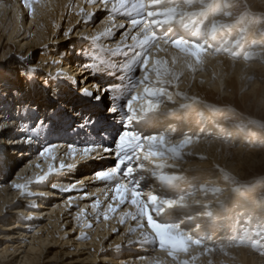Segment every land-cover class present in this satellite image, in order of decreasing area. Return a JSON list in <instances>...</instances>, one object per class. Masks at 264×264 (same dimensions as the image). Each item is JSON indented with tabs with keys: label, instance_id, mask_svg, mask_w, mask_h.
Returning a JSON list of instances; mask_svg holds the SVG:
<instances>
[{
	"label": "snow or ice",
	"instance_id": "1",
	"mask_svg": "<svg viewBox=\"0 0 264 264\" xmlns=\"http://www.w3.org/2000/svg\"><path fill=\"white\" fill-rule=\"evenodd\" d=\"M33 2L34 0H24V5L31 9ZM89 2L93 5L99 2L100 6L109 12L110 21H114L117 15H122L130 25L128 30L121 34L114 48H103L99 44L102 38L113 36L109 27L85 38L99 51L112 57L119 54L125 58L123 66H118L119 74L113 71L114 66L108 59L81 52V55L86 57L81 65L84 71L93 76L101 73L116 76L119 83L113 81L103 86L96 83L92 85L95 91H91L82 83L86 77L76 79L62 69H58L55 75L41 73L44 78L39 81V86L50 103L43 108L21 105L25 113L30 112L35 117L31 127L17 122L24 120V116L11 115L0 118V135L12 134L14 143L32 144L34 140L39 141L42 130L47 128L51 133L57 127V118L61 113L69 115L73 123L81 129H98L97 140L68 145L72 157L79 155L81 159H88L94 154L103 153L112 158L111 166L94 173L95 179L109 185L115 194L113 199L135 207L134 213L126 212L122 215L121 222H124L123 217L126 216L135 220L138 228L150 229L141 235L153 246L167 252L174 261L179 260L180 253L188 254L193 246L202 249L201 255L211 254L217 249L227 254L226 248L250 247L264 256V219L258 222L255 229H251L244 226L252 221L250 215L245 218L244 224H241L240 216H237L234 218L236 226L230 234L218 241H213L207 234L202 235L199 224L195 225L194 231L185 223L183 210L188 207V200L194 191L220 193L222 189H210L208 185L202 184L194 185L193 190L189 191L184 187L187 183L184 177L163 171L166 168L174 169V162L182 160L185 149L201 137L170 127H157L161 116L175 114V109L168 112L164 110L166 104H176L173 95L185 101L179 105V108L185 111L189 110L193 103H200L197 97H190L179 90L185 69L194 73L205 64L209 56L226 54L233 58L242 56L248 60L254 55L251 49L257 45L255 41L248 44L245 33L250 23L264 24V13L257 15L252 12L247 0H243L245 10L235 15V18L233 9L241 6V0ZM69 7L75 10L78 5L71 4ZM77 15L87 18L91 14L80 8ZM118 27L125 28V25L120 24ZM233 33L236 34L232 35ZM64 35L68 36V33L65 32ZM168 49L176 50L171 63L181 65L179 68L173 69L168 66L167 60L154 57L155 52ZM54 63L58 64L59 61ZM36 73L35 68L20 70V75L29 80L35 79ZM170 88L174 91H169ZM101 108L102 111H99ZM2 111L0 108V112ZM55 147L53 143L45 144L38 151V155L51 156ZM158 160L168 162L157 163ZM150 166L159 170L152 171L151 175L159 181L160 191L152 189L145 193L144 173ZM65 167L71 168V165L60 164V169ZM52 171L53 167L49 165V173ZM44 179L45 176H40L37 182ZM13 187L23 195H34L28 191L27 184L13 182ZM52 187L55 189L57 186L53 184ZM99 204L100 200L97 199L93 208ZM207 207L211 217V205ZM108 208L112 212L116 211L112 204H109ZM104 219H108L107 214ZM187 219L191 220V216ZM84 238L87 239L86 236ZM196 258L192 256L193 260ZM179 264L190 262L186 259L179 261ZM208 264H212L211 260Z\"/></svg>",
	"mask_w": 264,
	"mask_h": 264
},
{
	"label": "rangeland",
	"instance_id": "2",
	"mask_svg": "<svg viewBox=\"0 0 264 264\" xmlns=\"http://www.w3.org/2000/svg\"><path fill=\"white\" fill-rule=\"evenodd\" d=\"M4 1H5L4 2L5 6H7L9 12L3 11L1 13V16L7 18L9 16L10 17L16 16L13 12L14 11L13 8L16 4V0H4ZM53 1L54 3L56 2L57 5H59L60 3V0H53ZM68 1L69 0H67V2L65 3V0H63L64 6L67 7L64 8L66 11L62 9L59 5L58 8L59 14L64 15V17L61 20V22H58V17L56 15L50 17V13L54 11L51 12L53 8L51 7V4L50 2H48V0H34L35 2L34 5L40 6L39 8H36L34 12H37L38 15H41L38 16L37 14H34L37 16V20H39V23L37 25L35 23L33 24L36 27L34 30L38 31L37 38L42 39L41 42L47 40V42L45 41L46 43H44L43 45L39 43L40 44L39 46H35L34 44L25 46L24 43L26 44L31 39L23 40L22 36L16 38L17 35L15 36L12 35L11 37L10 34H12L13 30H9L8 32L9 35H5L4 33L0 34V81H3L4 83L7 84L10 83L9 85L7 84H4V86L0 85V89L3 87L9 88L7 90L10 89L13 90L12 94L16 95L18 93L17 91H20L19 89L20 83L19 82L16 83L17 75L21 77L19 81H22L24 77L20 75L19 71L24 68H35L37 69L38 72L37 75H40L42 73L40 72V70H44L46 67H49L50 68L49 70L51 71L50 73L56 74L57 70L61 69L63 63L65 64L69 62V60L66 57L67 52L69 53L68 56L72 57L73 52L76 51L75 48L79 50L75 58V60L78 61V65L80 64L82 65L86 60V57L81 55L82 51L84 53H86L87 51V53H92L99 56V53L96 52L97 48L94 45H92V42L90 40L85 38L92 37V34L95 32L96 28L100 26L101 22L104 19L106 18L109 19L110 14L108 13L109 15H106L103 13L105 16H102L103 15L102 13L99 15L94 13L93 17H91L92 21L88 22L89 21L88 18L90 15L87 18H85L82 15H77V12H79L80 8H83L86 13L90 14L89 9L90 7H92V5L89 6V4L92 3H90L89 0H81V1L70 0L69 2ZM247 3L251 5V11L256 13L257 15H259L260 13H264V2H262V0H247ZM71 4H77L78 7L74 10L72 7H69V5ZM244 10L245 9L243 8V0H241V6L237 9H233L234 18L235 15H238L240 12ZM44 13L48 15L43 16ZM47 16L50 17L49 18L50 23L54 27L52 30L49 29V24L46 23L45 21ZM26 17L27 16L25 15L24 19H26ZM35 20H33V22ZM60 24L62 26L61 27L62 30L59 31L57 29L60 26ZM84 26L87 27L88 30L86 35H83L84 33H80L79 31V29L83 28ZM65 32L68 33V36L64 35ZM235 34L236 33H233L232 35ZM78 35H80V37H78L79 41L75 43V41H73V38L77 37ZM29 36L30 35H28V37ZM257 36L260 39L258 38L259 40L258 39L254 40V37ZM62 37H64L65 42L64 44H62V46L60 44L58 46V44L54 42V39H60ZM228 38L229 37H225V39ZM245 40L247 41L248 44H251L253 41H255L256 45L259 47L257 54L254 53V55L250 59L245 60L242 56L239 58H233L230 55H226V54L215 56L218 58L223 57L224 59H227L225 57L229 56L230 59L232 58L231 60L232 64L244 63L245 69L246 68L248 69L252 65H258V67L256 68L252 66L254 68L253 71L247 77H244V81L239 80L236 76L235 77L231 76L230 78L231 80L235 79L234 86H231V83L228 82L230 79H228L225 82L224 79L222 78H221L222 82L223 84L224 83L225 84L223 86H219L218 85L219 79L215 74L211 72L212 71L211 67L208 66L207 64H204L203 66L198 68L199 70L195 72L196 74L195 76L194 75L191 76L190 81H187L184 75L179 84V90L181 92L185 93L190 97L192 96L197 97L198 100L201 101L200 104H197L200 107H197L195 110L196 112L199 113L195 112V114H197L196 116L202 118L207 123V128H212L211 132L214 131V133H217L223 139H225L226 143H229L230 146L232 147L231 149L238 148V145H240V143L243 144L245 143V146H243V148H245V152L254 151L257 154L256 157H253L252 153L249 154L252 156V159L248 158L246 161L244 160L239 161L238 159H235L231 156L226 157L224 161L221 160L215 161L213 160V158L210 157L208 158L207 155L203 157L202 155L196 154L197 156H195V154L192 151H187L185 149V153H184L185 158L202 159L207 161L211 166L188 168L190 163L184 162L181 164L180 162L183 160L176 161V163L181 164L176 166L178 169L176 172L181 173L180 175L184 177L186 181L188 180L185 186L191 185L190 188L193 190L194 185L198 186L203 184V185H208L210 189L213 187L222 189V192L220 193H213L212 191H208V192L194 191L193 195L190 198L192 197L196 198L195 200L199 201L198 203L205 205V207L211 205V208H214L212 209L213 210L212 213H216L215 215L217 216L218 219L221 218V222L219 223V225H222L223 226L222 228L225 229H227L226 227H228L229 229V226H227V224L224 227L225 222L229 218L234 219L235 217L240 216L241 224H244V220L248 216L245 213V210H247V212L248 210L250 211L253 210L252 214L257 216L256 218L254 217L253 221L264 218V208L257 209L258 201L264 200V55H262V53H264V24H260L259 22L255 24L250 23L245 33ZM21 41L22 44H20ZM100 42L99 44L103 48H109V47L112 48V46L110 45L111 41H107V38L106 39L102 38ZM251 50H257V49L253 48ZM103 53L106 57H110V58L112 57L108 55L106 52ZM51 56H54V58L56 59L55 61H59L58 64L56 63L57 64L56 66L53 65ZM168 62H169V67L174 68L170 59L168 60ZM53 66H54V70H51V67ZM10 72H14V76L10 74ZM101 74L103 75V73ZM200 75L209 76V80H206L205 77H199ZM94 77H96V75ZM12 84L13 86H11ZM94 84H96L95 81ZM92 87L93 86L91 85L89 89L91 91H94L95 88ZM253 88L256 89L257 96L253 95ZM169 91H174V89L170 88ZM233 94L235 97L233 96ZM173 96L177 99L178 98L181 99L180 97H177L175 95ZM244 96L247 97L245 102L242 101V98ZM22 97L23 96L21 95L19 98ZM195 104L196 103H194V107H196ZM212 110L214 112H212ZM214 114L216 116L213 118H210L208 116V115L212 116ZM161 121H164L165 127H169V125H167L166 123L171 122L170 119L161 120ZM187 123L188 121H186V124L182 123L183 129L191 126L188 125ZM231 123L233 124L231 125ZM233 125H237L236 128H238V126H241L242 129L237 135L234 134V137H231L228 135L229 133L226 132H230L231 129L235 128L233 127ZM221 126L222 127L225 126V128H227L226 132L223 133L222 129L219 128ZM177 129H179L178 126ZM192 129L197 130L199 129V126L195 125V127L194 128L192 127ZM205 129L206 128L200 129L199 131L202 134H204V132L202 131H204ZM7 142L8 141H6V143ZM4 149L5 148L3 146L1 151L2 153L5 152ZM8 150L9 149L7 148L6 153H4L1 159H5L7 157L9 160H12L10 159V156H8L7 154ZM38 151L39 148L36 152L37 154ZM27 159L29 160V158L21 157L17 159L15 163L17 164L20 163L19 165H22L21 163H24L25 160ZM228 159H231V161ZM219 169H224V171L221 172ZM152 171L153 169H149V172ZM3 173L4 171H0V180L7 179L6 181L3 180L2 182L5 181L7 185L13 186V182H15V178L17 177V170L16 169L9 170V171H5L4 174ZM225 173H227L228 175H226ZM84 174L85 172H82L81 174H77V176L79 177ZM150 179L152 181V184L154 185L153 187H155L154 189L160 191L159 181H157L154 177H150ZM52 182H54V184L57 186L56 183L58 182V177H54V181ZM188 182L190 184H188ZM2 184L4 185L5 183ZM22 184H27V183H22ZM27 185H28V191L33 193L34 195H27V196L23 195L21 194L20 191L12 187L13 190L17 192V194L19 193L18 201L16 203L7 204L0 211V264H19V262L24 260V257H27L28 260L22 264H112L111 262H101V258L113 259V258H117L118 255L119 257H125V261H126L125 264H132L133 262L132 258L128 257L130 253L133 254V257L136 256L137 258H140L143 256L144 258H147L148 264H157L156 262L157 259L154 258H156L157 256L155 250L158 249L159 247L158 246L153 247L152 244H147L146 242L148 241H145L144 238L141 239L138 238L137 240H134L132 238L133 237L132 235H127V234L124 237H122L123 228L121 225L118 226L117 229L114 231V234L118 236V240L120 242L121 247L115 246L114 242L116 239H113L114 237L112 238V236H108L103 241L104 245L100 247L102 249L100 252H98V254L96 255L97 257L95 258L94 255L97 248L78 247V245L81 244V242L83 241L85 243L91 242L92 244L94 243L96 244V242H92V238L94 239V237L92 236V232L97 228V225L92 223L90 225H93V227L88 226V229L83 230L81 229L80 226L82 225V221L81 222L78 221V224L74 225V222L71 220L73 218L69 220L67 219L66 221L63 218L61 221L58 222L56 214L48 212V210L45 209L46 207L47 209L48 207H51V209L55 208L57 203L60 201L62 202L63 200H61L60 198H56L57 196L50 197L46 200V202H43L45 204L44 208H38L40 201L38 202L39 200L38 195L36 197V194L34 193L35 191L33 188H35V186L31 184H27ZM231 185H236L239 187L238 189L236 188V191L238 190V193L236 195L233 194V189ZM0 187H2V185H0ZM55 189L59 190L60 188H58L57 186ZM71 193H74V190L72 192L68 191V194ZM104 193H102L101 197L105 196ZM44 198L46 199V196ZM22 207H24L25 210L31 211L32 213L29 214L28 213L26 214L24 212L20 213L19 211L21 210ZM70 207L69 210L71 209ZM101 208H103V205L101 206ZM79 209L85 211V208L83 207H79ZM17 212H19V214H17ZM33 212L35 213L42 212L43 214H41L40 216H33ZM226 214H228L227 218L225 217ZM64 215L66 216V218L71 217V214L68 215L67 212H65ZM185 215L187 217V216H192L193 214H185ZM249 224H246L244 226L249 227ZM76 226H80L79 229ZM40 229L42 230L39 232L38 230ZM58 232L63 233L64 235L60 236ZM226 232L227 230H225V232H221L222 235L221 238L213 241H218L222 238H226L225 236ZM84 236H86L87 239H85ZM47 237H49V240L55 243H52L50 246L45 247L44 245H42V242ZM130 238L133 239L131 242L127 240ZM141 247H145V248H141ZM32 248H36L37 250L42 248V252H37V253L32 252L31 251ZM218 250L219 249H217V251ZM220 252L221 251H219L218 253ZM104 253L106 256L107 255L108 256L105 257ZM110 253L112 254L114 253L113 255L116 254V256L113 257L112 255H110ZM218 253L216 251L214 252V255L217 254L216 255L217 257L215 259L218 260L220 258L217 263L216 261L214 262L211 257L209 258L216 264L219 263L229 264L225 262L224 258H222V256ZM251 253H253L256 256L259 254L257 251L253 249ZM138 254L139 256H137ZM183 257H188V256H181L179 258V261H183L187 259ZM205 257L207 260V255H205ZM201 259L202 257L199 258L197 261L194 260L192 261L190 259L189 262L190 264H202L203 262L200 263ZM221 259H223L222 260L223 263H221L222 262ZM230 260L235 261V259H230ZM179 261L169 260V263L179 264ZM207 263L208 261H206V263L204 264Z\"/></svg>",
	"mask_w": 264,
	"mask_h": 264
},
{
	"label": "bare ground",
	"instance_id": "3",
	"mask_svg": "<svg viewBox=\"0 0 264 264\" xmlns=\"http://www.w3.org/2000/svg\"><path fill=\"white\" fill-rule=\"evenodd\" d=\"M18 1L19 0H16V4L13 8V10H14L13 12L16 16H12V17L9 16L7 18L4 16H1V13L3 11L9 12V10H8L7 6H5V3H4L5 1L0 0V34L4 33L5 35H9L8 34L9 30H13L12 34H10L11 37H12V35H14V36L17 35L16 38H19L22 36L23 40L31 39L26 44L24 43L25 46L31 45V44H34L35 46H39L40 44L43 45L44 43L47 42V40H45L46 42L45 41L41 42L42 39L37 38L38 37V35H37L38 31L34 30L36 27H35V25H33L34 23L36 25L39 23V20H37V16L34 15V14H37V12H34V11L36 8H39L40 6L34 5L35 2H33L31 4V9H34V11H32L29 7H26L24 5V0H20L19 3H18ZM48 2H50L51 7L53 8V10H51V12L54 11V12H52L53 14L50 13V11H49L50 17L56 15L58 17V22H61L64 15L59 14L58 8H59V5L62 9H64L66 7V6H64L63 0H60L59 5H57L56 2L54 3L53 0H48ZM66 2H67V0H65V3ZM91 5H92V7H90V9H89V12L91 15L88 18L89 21L87 20L88 22L92 21L91 17H93L94 13H96L98 15L101 13L109 15L108 14L109 12H106V10H103V8L100 6L99 3H97L95 5L89 4V6H91ZM104 14L102 16H105ZM25 15L27 16L26 19H24ZM46 15H48V14L44 13L43 16H46ZM38 16H41V15H38ZM34 17L36 18V20ZM50 17L47 16L45 21H46V23L49 24V29L52 30L54 27L50 23V20H49ZM33 20H35V21L33 22ZM120 24L127 25L128 23L125 21V19L122 20V18L119 15L116 16L114 21H110L109 19L106 18L101 22L100 26L96 28L95 32L99 33L101 31H103V29L105 27L111 28V30L113 32V36L107 37V41H111L110 45L112 47H115L116 43L120 40L121 34L124 31L128 30V28L130 27V26H127L128 27L127 28L125 26V28H120V27H118V25H120ZM61 27L62 26L60 24V26L58 27L57 30H59V31L62 30ZM99 29H100V31H99ZM79 31H80V33H84L83 35H86L88 30H87V27L84 26L83 28L79 29ZM84 31H86V32H84ZM95 32L92 34V36L96 35ZM28 35H30V36L28 37ZM80 35L73 38V41H75V43H77L79 41L78 37H80ZM255 38L258 39L259 37L258 36L254 37V40H255ZM103 39H106V38H103ZM54 42H56L58 44V46H59V44L62 46V44H64V42H65V39H64V37H62L60 39H54ZM20 44H22V41L20 42ZM254 49H257V50H252L253 53L257 54L259 47L257 46ZM75 50L76 51L73 52L72 57H69L68 56L69 53L67 52L66 57L69 60V62H67L65 64L63 63L64 65L62 64L61 69L65 73H67L69 76H72L76 79H80L81 77H86V79L83 80L82 83L85 85H88V87H90L91 85L94 84V80L91 78V76L89 75L88 72L83 70L80 63H79L80 65H78V61H76L75 58H76V54L79 52V50H77L76 48H75ZM175 51H176L175 49H168L167 51H158V52L154 53V57L160 58L162 60H167V61L169 59L172 60V55H173V53H175ZM86 53H87V51H86ZM225 58H227V59H224L223 57L218 58L215 56H209L205 62V64H207L208 66L211 67L212 71L211 70L210 71L213 74H215L217 76V78L219 79L218 80L219 86H223L225 84V83L223 84L222 79H224V81L226 82L228 79L231 78V76H234V77L236 76L239 80L244 81V77H247L249 74H251V72L253 71L254 68L258 67V65H252L254 68L252 66H250V67L247 66L249 68L245 69L244 63L243 64L242 63L232 64V61H231L232 58L230 59L229 56H226ZM51 59L53 61V65L56 66L57 64L54 63L56 60L54 58V56H51ZM75 62H77V63H75ZM118 62L121 64V65H119V67H122L123 64L125 63L123 61H118ZM110 63L114 66L113 71H116V72L119 71V67L117 65H115L114 62H110ZM54 66L51 67V70H54ZM151 66L152 65L150 64V67ZM180 66L181 65H173V67H174L173 69L179 68ZM49 69H50L49 67H46L44 70H40V72H42V73L49 72L50 73L51 71ZM197 70H199V69L197 68ZM44 71H47V72H44ZM14 72H10V74H12L14 76ZM195 72L193 73L192 71L185 69L184 70L185 79L187 81H190L191 76L196 75ZM200 72H201V70H200ZM37 73L35 74V79H32V80L24 78V79H22V81H19L21 77H19L17 75L16 83H18V82L20 83V86H19L20 91H17L18 93L16 95L12 94L13 90H11V89L7 90L9 88L3 87L0 89V108L3 109V111L0 112V118L11 116L13 114L15 116H24V117H26V119H24L22 121H17V122L21 123L22 125L27 126V127H30L32 125L31 124L32 120L29 117L30 114H32V113H30V112L25 113L21 109V105L23 104L29 108H37V107L43 108L44 106H43V103H41V102H45V105L50 103L47 100L46 94L43 92V90L39 86V81L42 80L44 77L41 74L37 75ZM51 74L55 75L54 73H51ZM106 75H107V73H106ZM199 77H205L206 80H209V76H206V75H200ZM230 80L228 82L231 83V86H234L235 79L231 80V81ZM95 82H99V81L95 80ZM206 82H208V81H206ZM208 83H210V82H208ZM4 84H7V83H4L3 81H2V83H0L1 86H4ZM9 84H7V85H9ZM11 86H13V84ZM243 86H244V84H243ZM229 87H230V85H229ZM21 95L23 97L19 98ZM253 95L257 96V92H256L255 88H253ZM233 96H234V94H233ZM173 99L176 100V104L175 105L166 104L164 106V110H165V112H168L171 109H175V112H176V110H179V111L181 110V111H183V113H181L182 118L178 121H171L169 123H166V122L165 123L167 125H169L170 128H174L175 130H177L179 132H183L185 134H195V135H199L201 137L199 141H196L192 145H190L186 149L187 151H192L195 154V156H197L198 154L202 155L203 157L207 155L208 158L209 157L213 158V160H215V161H217V160L218 161H220V160L224 161L225 158L228 156H231L235 159H238L239 161H241V160L246 161L248 158L252 159V156L249 155L251 153L253 154V157L257 156L256 152H254V151L245 152V148H243V146H245V143L244 144L240 143V145H238V148L231 149L232 147L230 146L229 143H226L225 139H223L217 133H214V131L211 132L212 128H207V123L202 118H199L198 116H196L197 115V114H195L196 111H193V112L190 111V109L194 107V103L189 110L185 111V110H182L179 108V105L181 103H185V101H183L182 99H179V98L177 99L174 96H173ZM246 99H247V97L244 96L242 98V101L245 102ZM212 112H214V111L212 110ZM196 113H199V112H196ZM219 115H221V114H219ZM208 116L210 118H213L216 115L214 114L212 116H210V115H208ZM164 117H161L160 119L166 120V118H164ZM186 121H188L187 124L191 125V126L183 129L182 123L186 124ZM195 125L196 126L198 125L199 129L193 130L192 127L194 128ZM177 126L179 129H177ZM181 127H182V129H181ZM233 127H235V128L231 129L230 132H226L227 128H225V126L224 127L221 126L219 128L222 129L223 133L224 132L229 133L228 134L229 136L234 137V134L237 135L241 131L242 128H240V127L236 128V126H233ZM204 128H206V129L204 131H202V132H204V134H202L199 130L204 129ZM228 130H230V129H228ZM186 131H188V132H186ZM43 134H44V131L42 132V135ZM46 137L47 136H45V138ZM6 141H8V142L6 143ZM46 141H47V139L44 141L42 146H44L47 143ZM4 144H6V145H4ZM23 144H26V148H23ZM38 145H39V143H37V144H34V143H32V144L14 143L13 139H12V134L0 135V171H4V173H5V171L16 169L17 170V177L15 178V183H21V184L22 183L31 184L33 181H37V178L40 176H45L44 181L40 182L41 184L47 183V181L50 179V177H53L52 181H54V177H58V182L56 183L58 188H60V189L61 188H68V189H71V190H69L71 192L74 190V193L68 194V191H60V190L53 189V187H52L53 184H50L51 186L49 185L47 188H43V187L33 188L35 191L34 193L36 194V197L38 195V199H39L38 202L40 201L38 208H44L45 204L43 202H46V200L50 197H56L57 196L56 198H60L61 200H63L62 202L61 201L58 202L55 208L51 209V207H48V209H47V207H46V209H45V210H48V212L56 214L58 222L61 221L63 218L65 219V221L67 219L69 220V219L73 218L72 221L74 222V225L78 224V221L79 222L82 221V225H80V226H81V229H83V230L88 229V225H90L92 223L97 225V228L92 232V236L94 237V239L92 238V242H96V244L95 243L92 244L91 242L85 243L83 241V242H81V244L78 245V247H94V248H97L96 252L94 251L95 252L94 257L96 258L97 257L96 255L102 249L100 247H102L104 245L103 241L108 236H112V238L114 237L113 239H116L114 242L115 246L121 247L120 242L118 240V236H116V234H114V231L117 229L118 226L123 225L122 226V228H123L122 237H124L126 234L132 235L133 236L132 238L134 240H137L139 238V235H141L142 232H144L146 234L148 231H150V229L138 228L137 222L135 220H132V219L126 217V216L123 217L124 222L122 223L121 222L122 215L126 212H133L134 213L136 211L135 207L132 206L130 203L121 204V203H119L118 199H113L115 194L113 191L110 190L109 186L102 188L103 189L102 190V189H99L102 186L97 187V185L94 184V182H95L94 173L96 171H98V169H101V168H99V167L92 168V167L97 164L96 163L97 158L107 156V155L102 154V153L94 154V156L92 158H88V159H81L79 157V155H77L75 158H73L71 153L67 149V147H63L60 149L57 147V145L55 148H53L51 156H39L37 153H36V156L30 155L33 153L32 151H34ZM3 146L5 147V149H4L5 153H6L7 148L10 150V151L8 150L7 154H8V156H10V159H12V160H9L7 157L5 158L6 160L1 159L2 156L4 155V153L1 152ZM27 151L29 153L31 151V153L28 154ZM21 157L29 158V160L28 159L25 160L24 163H21L22 165H19L20 163H18V164L15 163V161ZM52 157H55V159H53ZM107 159H109V158H106V160ZM182 160L183 161L180 162L181 164L184 162L190 163L188 168H190V167H210L211 166L207 161L202 160V159H194V158H185L184 157ZM228 160L231 161V159H228ZM166 162H168V161H159V160L157 161V163H166ZM61 163H63L66 166L71 165V168L65 167L63 169V170L66 169L64 171L65 173H59L62 171V169H60ZM180 163H176V166L181 165ZM37 165H39V167H37ZM49 165H52V167H53V171L51 173H49ZM150 167H149V169H152ZM68 169H70V170L68 171ZM153 169H155V168L153 167ZM157 171H159V170H157ZM163 171H165V170H163ZM82 172H85V174L78 177L77 174H81ZM174 172H176V171H174ZM3 180H5V179H3ZM3 180H0V185H2V187H0L1 188L0 189V211L7 204L16 203L18 201V194H19V193L17 194V192L15 190H13V188H12L13 186L6 184L5 181L7 179L4 182H2ZM2 183H5V184L3 185ZM188 184H190V183L188 182ZM146 186H148V185H146ZM96 187H97V189H96ZM103 191L105 192L104 193L105 196L101 197V195H102L101 192H103ZM43 196L44 197L46 196V199ZM96 197H98L97 199L100 200V204L94 209L93 204L96 201L95 200ZM75 202L80 203L78 205V207H74V208L69 210L70 205L74 204ZM190 202H193V201L191 199H189L188 203H190ZM109 204H112L113 207H115L118 210V212L117 213L112 212L108 208ZM82 205H83V208H85V211L79 209V207ZM102 205H103V208H101ZM257 205H258L257 209H263L264 208V200H259ZM203 208L197 207L194 209L195 214L192 217H195L194 219L196 221L199 218V216L200 217L204 216V212H202ZM212 209H214V208H211V211H213ZM87 210H88V213H86ZM19 212L20 213L24 212L26 214L32 213L31 211L25 210L24 207H22ZM19 212H17V214H19ZM65 212H67L68 215L71 214V217L66 218V216L64 215ZM183 213H185V212L183 211ZM41 214H43V213L42 212H38V213L33 212V216H40ZM105 214L108 215V219H104ZM212 214H216V213H212ZM229 214H230V211H229ZM92 216L94 217L93 219L95 222H93V220H90V218ZM185 216H184V218H185ZM102 217H103V219H102ZM215 217L217 219V222L220 223L221 218H219V221H218V218L216 215H215ZM203 221H204L203 224L205 225L206 221L205 220H203ZM259 221L260 220L257 219L256 221H253V223L257 222L256 225H258ZM185 223H186V221H185ZM192 223H193V220L188 221V224L192 225ZM206 226H208V227L206 228ZM206 226L205 227L203 226L201 228V230H207L209 228L208 223H206ZM55 227H56V224H55ZM133 229H135V231H133L132 233L129 234L128 231H131ZM41 230L42 229H40L38 231L40 232ZM225 230L226 229H223V231H221V232H225ZM57 231H59V230H57ZM213 233H214V236H217V237H219L221 235V234L217 235L215 232H213ZM59 235L62 236L64 234L59 233ZM132 238L127 239V240L129 242H131L133 240ZM148 242H150V241H148ZM148 242H146V243L149 244ZM52 243H55V242L49 240V237H47L42 242V245H44L45 247H48ZM150 246H152V245H150ZM150 246H149V248H150ZM153 247H155V246H153ZM141 248H145V247H141ZM31 251L36 252V253L42 252V248H40L39 250H37L36 248H32ZM225 251L227 254H225L224 252L218 253L219 250L216 252L218 254H220L222 256V258H224L225 262H227L229 264H264V256H261L258 254L259 255V257H258V255L257 256L254 255L253 253H251L252 249L250 247L249 248H247V247L226 248ZM155 252L157 253V256L154 259H157L156 260L157 264H167V263H169V260H173L172 257L167 254V252H165L161 249H156ZM201 252H202V249H200L199 247L193 246L189 250L188 254L180 253L179 258L181 256H188V257H183V258H187L188 260L191 259L193 261L192 256H196L197 258L194 261H197L199 258L202 257V259L200 260L201 261L200 263L203 262L202 264L206 263V261L209 262V260H211L209 257H211L214 262L216 261V263L220 259V258L219 259L217 258L218 260L215 259L217 257L216 256L217 254L214 255V252L211 254H204V255H201L200 254ZM106 254H108V253H106ZM113 254L110 253V255L115 257L116 254L115 255H113ZM255 254H257V253H255ZM104 255H105V253H104ZM205 255H207V260H206ZM107 256L105 255V257H107ZM137 256H139V254ZM128 257L132 258V260H133L132 264H148V259L144 258L143 256L140 258H137L136 256L133 257V254L130 253V255H128ZM230 259H235V261L230 260ZM27 260H28L27 257H24V260L19 262V264L25 263ZM222 260L223 259H221V261ZM213 261L211 260L212 264H216ZM101 262H111L112 264H125L126 263L125 257H119V255L117 258H113V259H111V258H103L102 259L101 258ZM221 263H223V261Z\"/></svg>",
	"mask_w": 264,
	"mask_h": 264
}]
</instances>
